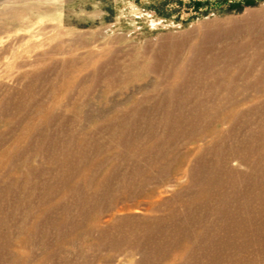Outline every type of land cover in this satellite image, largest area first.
<instances>
[{
	"label": "rangeland",
	"instance_id": "1",
	"mask_svg": "<svg viewBox=\"0 0 264 264\" xmlns=\"http://www.w3.org/2000/svg\"><path fill=\"white\" fill-rule=\"evenodd\" d=\"M234 29L241 71L173 73ZM251 39L264 0H0V264H264V47L228 51ZM180 139L164 172L134 155Z\"/></svg>",
	"mask_w": 264,
	"mask_h": 264
},
{
	"label": "bare ground",
	"instance_id": "2",
	"mask_svg": "<svg viewBox=\"0 0 264 264\" xmlns=\"http://www.w3.org/2000/svg\"><path fill=\"white\" fill-rule=\"evenodd\" d=\"M235 30L236 29L229 30V31L227 30L226 32L224 31V32H222L223 36H220L219 32H214V33L204 32L201 35V37L198 39L199 42L195 41V45L190 48V50L188 52L189 53L188 60H186L185 62L181 63L180 68L178 70L174 71L173 73H190V72L192 73V71H197V73H231L234 69H236L237 71H241V69H240L241 65H238L235 62L221 65L220 64L221 59L217 58V57H219V55L224 54L222 49L224 48L223 47L224 43L227 41V40L226 41H224V40L228 39V38H234V37L237 36V33L235 32ZM236 31H238V30H236ZM245 36H248L247 33H246ZM258 43L251 39V40H247L246 42H243V43H240V44L239 43L230 44V45H228V46H230L228 48V51H236L237 50V52H243L244 53V52H247L251 48L259 50L260 48L264 47L262 44H258ZM147 54H148V51L146 49L145 55H147ZM209 56H210V59H211L209 62H204L203 61L204 64L202 63V65H199L200 67H197L198 68L197 70H196V68H195V70L193 69L197 59H199V58H203L204 59V57L206 58V57H209ZM155 61H157V60L155 59V60L151 61V63L148 65V67H145L144 72H146V73H159L160 69H158V67L155 66V64H154ZM130 67L134 68L135 65L132 63ZM95 73H99V70L98 71L96 70ZM109 74L110 75H114V73H109ZM215 101H218V98L216 99V97H212V98L209 97V98L202 99L199 102H197V106H202L205 103H209L210 105L213 106ZM213 111H215V110L213 109ZM241 112H240L238 117L234 116V117H236L235 120L240 117ZM24 117H25V115L23 117H21V120L24 119ZM232 117H233V115H232ZM206 126L200 128L198 130H195V132L193 134L196 135L198 133L199 134L206 133V131H205L206 130ZM182 127L183 126L180 125V130H181ZM188 134H184V133H182L180 131V136H184V135H188ZM213 134L215 136H219V134H222V133L220 131L219 132L217 131V132H214ZM150 143L151 142L149 140H143V141H138V140L136 141L135 140L133 142V144L135 145V146H133V151L136 152L134 155H135L136 158L137 157H142L141 160H144V163L146 164V166H148V167L152 166V167H155V168H159L161 172H164L165 168H167V166H170L172 164V162L175 161V159L179 155L180 151L184 149L183 142H182L181 139H180V148H178V146H179L178 145V141H170V140H168V141H164V142L161 141V142H157V143H155V142L151 143V144ZM119 144H120L121 152L125 151L124 147L128 143H125L122 140H120ZM146 144H150V146H147V148H144L145 147L144 145H146ZM208 145H210V144L206 143V145H204L203 147H200V146L199 147H195V148L191 149V151L192 152L194 151L193 153H196L197 154L196 157L198 158L199 155H202L204 152L207 151ZM144 149L148 150L146 152V154L143 152ZM171 149L173 150V152H172L173 154H170V152H169V151H172ZM211 150H213L212 147H211ZM223 151L224 150L221 149L220 152L223 153ZM154 153H156V154H154ZM146 155L149 156V157H147ZM196 160H198V159H196ZM118 162H119V164H118L119 166H124L127 163V160L124 157H119ZM137 165H139V163H137ZM194 170L195 169L192 168L190 173H192ZM191 176H192V174H191ZM146 180L147 179H145V182H146ZM213 181L216 182L217 180L214 179ZM208 197H210V196L208 195ZM261 197H263V196H261ZM207 199H209V198H207ZM192 207L199 208L200 206L198 204H195ZM184 214L188 215V214H190V212L185 210ZM218 215L219 216L225 215V213L220 211L218 213ZM197 221L198 222H196V225H195L197 228H202L205 225V223L207 222V220H205V217H202L201 219H198ZM209 227H211V228L213 227V222L211 223V225ZM228 228L226 227L225 229L228 230ZM221 230H224V228L223 229L221 228ZM203 231H208V230L203 229ZM240 231L243 232L244 230L242 229ZM242 232H239L238 236L242 237L243 236ZM181 233H183V232H181ZM204 233H206V232H203V234ZM203 234H201V235H199V237H197L196 242L199 241L200 236H203ZM184 235H186V236L184 237V239H182L184 241L183 243H186V244L192 243V237H191L192 236V231L188 232V233H186ZM245 261L246 260H243L242 263L244 264Z\"/></svg>",
	"mask_w": 264,
	"mask_h": 264
}]
</instances>
